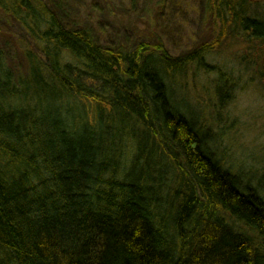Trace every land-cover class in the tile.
Wrapping results in <instances>:
<instances>
[{
    "label": "trees",
    "instance_id": "trees-1",
    "mask_svg": "<svg viewBox=\"0 0 264 264\" xmlns=\"http://www.w3.org/2000/svg\"><path fill=\"white\" fill-rule=\"evenodd\" d=\"M252 2L205 0L214 35L172 56L158 38L102 43L60 0H0V264H264L263 197L170 87L220 72L230 40L257 42L239 63L264 83Z\"/></svg>",
    "mask_w": 264,
    "mask_h": 264
},
{
    "label": "rangeland",
    "instance_id": "rangeland-1",
    "mask_svg": "<svg viewBox=\"0 0 264 264\" xmlns=\"http://www.w3.org/2000/svg\"><path fill=\"white\" fill-rule=\"evenodd\" d=\"M60 1L70 21L93 28L102 43L109 45L129 47L140 40L152 45L158 38L172 56H177L209 41L216 31L205 0ZM249 8L246 14L264 23L263 0H253ZM2 30L14 41V49L7 52L8 61L15 65L13 53L19 52L16 41L21 31L5 21ZM240 41L230 40L209 61L220 72L204 73L192 67L181 89L178 80L173 82L171 99L187 109L182 110L187 117L195 118V128L223 166L237 173L264 200V83L244 69L251 65L239 63L242 54L249 58L255 55L257 42ZM217 83L223 86L218 91ZM173 178L171 168L167 169V181Z\"/></svg>",
    "mask_w": 264,
    "mask_h": 264
}]
</instances>
